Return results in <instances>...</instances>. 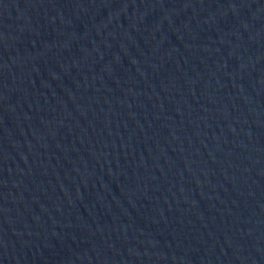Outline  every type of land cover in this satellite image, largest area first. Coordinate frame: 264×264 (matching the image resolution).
<instances>
[{
	"label": "water",
	"instance_id": "obj_1",
	"mask_svg": "<svg viewBox=\"0 0 264 264\" xmlns=\"http://www.w3.org/2000/svg\"><path fill=\"white\" fill-rule=\"evenodd\" d=\"M155 264H264V0H79Z\"/></svg>",
	"mask_w": 264,
	"mask_h": 264
}]
</instances>
